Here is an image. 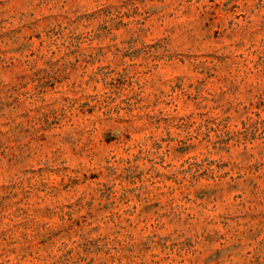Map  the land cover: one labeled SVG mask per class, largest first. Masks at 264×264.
I'll return each mask as SVG.
<instances>
[{
	"label": "rangeland",
	"instance_id": "1",
	"mask_svg": "<svg viewBox=\"0 0 264 264\" xmlns=\"http://www.w3.org/2000/svg\"><path fill=\"white\" fill-rule=\"evenodd\" d=\"M0 264H264V0H0Z\"/></svg>",
	"mask_w": 264,
	"mask_h": 264
}]
</instances>
